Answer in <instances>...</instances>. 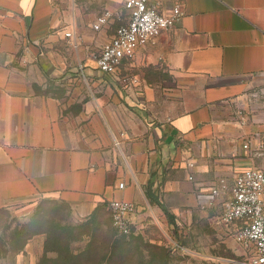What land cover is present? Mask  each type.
I'll return each mask as SVG.
<instances>
[{
    "label": "crops",
    "instance_id": "obj_1",
    "mask_svg": "<svg viewBox=\"0 0 264 264\" xmlns=\"http://www.w3.org/2000/svg\"><path fill=\"white\" fill-rule=\"evenodd\" d=\"M152 1L165 13L181 6V21L103 73L91 48L115 31L68 24L66 0H0V209L47 198L68 203L79 221L120 198L138 205L140 230L150 211L169 220L149 201L150 181L175 221L198 187L264 169V95H252L264 88V0ZM49 77L98 78L111 89V108L74 109L36 91Z\"/></svg>",
    "mask_w": 264,
    "mask_h": 264
},
{
    "label": "rangeland",
    "instance_id": "obj_2",
    "mask_svg": "<svg viewBox=\"0 0 264 264\" xmlns=\"http://www.w3.org/2000/svg\"><path fill=\"white\" fill-rule=\"evenodd\" d=\"M65 5L72 14L67 23L72 25L76 22L81 27L93 24L95 19L106 11L112 12L109 26L102 31H106L109 37L128 19L125 0H66ZM94 33L96 36L100 34L98 31ZM78 37L81 43H84L83 35ZM66 42L68 46L72 45ZM101 46L91 48L94 52H90L93 59L100 53ZM67 54L66 50L65 58L68 57ZM132 71L130 75L135 74V70ZM117 74L119 76L121 72ZM83 78L80 81L65 79L56 82L54 78L49 77L43 81L38 79L34 86L38 92L63 97L70 108L87 110L96 105L110 109L112 99L107 90L111 89L107 84L98 82V78H95L94 82H86ZM113 91L117 92V89L114 88ZM249 105L250 101L247 102V106ZM237 108L233 106L232 114L240 115ZM215 179L209 185L198 187L194 191V201L192 205H188V211H179L178 215H175V227L166 217L163 219L150 211L145 215L141 229L138 230L135 225L129 235L121 233L114 226L109 203H104L102 210L95 211L91 217L74 221L68 203L48 200L46 205L50 214L59 226L64 228L61 232L67 238H77L70 242L69 248L61 247L59 252L54 250V243L47 242L45 233L33 234L21 247L9 244L8 238H23L18 231L25 228L23 231L27 236L30 234L31 225H34V231L39 229L36 227L39 223L36 211L42 200L32 209L24 206L8 208L0 212V264H251V258L256 254L254 246L240 243L235 237V224L224 222L222 213L220 215V211L215 209L216 204L205 205L204 197L200 194V190L207 189ZM232 184L233 178L230 180V185ZM149 201L157 207L155 202ZM55 206L58 210L54 209ZM98 218L110 221L109 228H112V232L109 229L108 236L112 241L105 243V235H96L95 242L90 241ZM48 226L50 225L43 222L40 229L44 230ZM105 228L107 229L108 225ZM41 234L45 235L44 239L40 237ZM32 237L35 239L32 240ZM114 240L120 242L116 245Z\"/></svg>",
    "mask_w": 264,
    "mask_h": 264
},
{
    "label": "built area",
    "instance_id": "obj_3",
    "mask_svg": "<svg viewBox=\"0 0 264 264\" xmlns=\"http://www.w3.org/2000/svg\"><path fill=\"white\" fill-rule=\"evenodd\" d=\"M125 8L127 22L116 28L94 57L97 69L103 73L116 72L124 60L134 58L139 47L156 42L164 31L175 27L185 13L179 5H175L171 13H165L160 10L158 2L152 0H125ZM111 18L112 12L106 11L95 19L93 28L108 27ZM66 36H72V32H66ZM74 45L77 46V42ZM252 95L262 97L264 88ZM189 178L193 179V176ZM123 186L122 182L120 187ZM200 194L207 206H214L220 196H226L222 220L235 224V237L240 243L254 246L256 254L252 256L251 264H264V169L256 166L242 168L233 175L232 185L228 177L218 176L207 189L202 188ZM109 206L114 226L123 234H131L138 205L134 201L114 198Z\"/></svg>",
    "mask_w": 264,
    "mask_h": 264
},
{
    "label": "trees",
    "instance_id": "obj_4",
    "mask_svg": "<svg viewBox=\"0 0 264 264\" xmlns=\"http://www.w3.org/2000/svg\"><path fill=\"white\" fill-rule=\"evenodd\" d=\"M154 183L152 181L149 182L147 188H146V194L147 196L150 198V200L152 202H155L157 204H159L161 207H163V209L165 210V212L167 213L168 215V218H169V221L174 225L175 227V221H174V218L173 216L167 211V208L164 206V204L162 203V201L159 199V196H158V192L157 190H154V187H153ZM48 200H51V199H43L39 205H38V209L36 211V216L38 218V224L36 225L37 228V231H34V225H31L30 227V234H28L27 236L25 235L24 231L26 230L25 228L18 231V234H21L23 238H8L9 239V244H13V245H20L23 246L29 239L30 237L35 234V233H45L47 235V242L48 243H54L55 245V248L54 250L56 252H59L60 248L61 247H67L69 248L70 246V242L77 239V238H67L65 237V235L61 232L62 230H64V228H61L59 226V224L54 220V218L52 217V215L50 214V211H49V207L48 205H46L47 202H49ZM54 209H57L58 210V207H54ZM6 210L5 208H1L0 209V212L1 211H4ZM53 213V212H52ZM46 223V224H49L50 226H48L46 229L44 230H41L40 227L42 226V223ZM107 225H108V228L107 229H104V228H100V226H97L93 232V236L92 238H90V241L93 243L95 242L96 238L95 236L96 235H105L104 238H106L105 240V243L107 242H110L112 241V238L109 237L108 235L110 234V230L112 228H109L111 226L110 225V222H107ZM34 228V229H33ZM110 229V230H109ZM24 230V231H23ZM33 230V231H32ZM112 232V230H111ZM51 237H58V238H51ZM120 241H113V243H115L116 245L119 243Z\"/></svg>",
    "mask_w": 264,
    "mask_h": 264
}]
</instances>
